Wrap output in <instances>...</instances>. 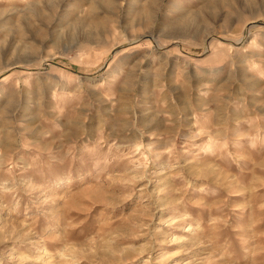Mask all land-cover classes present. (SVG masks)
I'll return each instance as SVG.
<instances>
[{
	"label": "rangeland",
	"instance_id": "374dc122",
	"mask_svg": "<svg viewBox=\"0 0 264 264\" xmlns=\"http://www.w3.org/2000/svg\"><path fill=\"white\" fill-rule=\"evenodd\" d=\"M0 264H264V0H0Z\"/></svg>",
	"mask_w": 264,
	"mask_h": 264
}]
</instances>
